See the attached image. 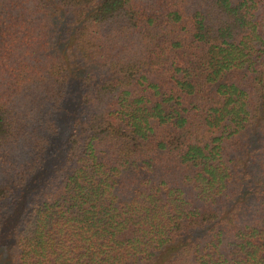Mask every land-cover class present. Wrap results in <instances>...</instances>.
<instances>
[{
    "label": "trees",
    "instance_id": "1",
    "mask_svg": "<svg viewBox=\"0 0 264 264\" xmlns=\"http://www.w3.org/2000/svg\"><path fill=\"white\" fill-rule=\"evenodd\" d=\"M0 264H264V0H0Z\"/></svg>",
    "mask_w": 264,
    "mask_h": 264
}]
</instances>
